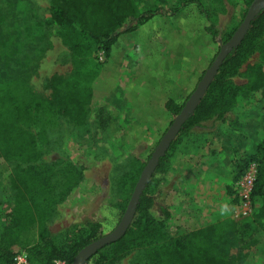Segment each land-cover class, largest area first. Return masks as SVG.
<instances>
[{
  "label": "trees",
  "instance_id": "obj_1",
  "mask_svg": "<svg viewBox=\"0 0 264 264\" xmlns=\"http://www.w3.org/2000/svg\"><path fill=\"white\" fill-rule=\"evenodd\" d=\"M176 2L168 7L139 10L133 0H49L51 18L58 25L61 42L69 50L72 68L68 75L54 74L49 78L48 97L32 94L25 79L26 71L34 63L27 45L45 43L43 32L35 31L33 25L28 24L18 28L17 37L9 43L0 38V160L11 165L9 188L13 201L7 213V224L0 232V264H12L15 256L12 247L33 227L37 228V242L23 250L29 264L36 259L39 264H54L55 260L72 264L76 254L101 235L104 226L97 221L59 240L46 228L60 201L83 180L82 171L66 158L43 159L44 148L49 144L48 131L59 119L81 125L90 113L97 127L106 126L115 111L103 98L121 77L126 79L132 115L124 136L126 144L138 141L154 124L151 87L154 78L160 77L168 92L162 99V110L170 117L180 114L195 88L187 95L181 93L182 100L178 99L176 91L188 71L184 49L179 50V47L187 43L179 42L172 33L173 28H181L189 44L198 43L202 38L201 44L211 48L213 58L204 67L199 81L220 47L216 45L218 31L213 17L202 1ZM242 2L247 7L254 6L257 12L241 41L228 50L195 109L187 114L179 136L204 126L206 121H221L240 94L261 90L264 97V0ZM194 26L199 29L190 31ZM129 47L139 48L142 56L134 69L122 71L121 57ZM96 51L102 53V60L95 55ZM237 78L244 82L235 83ZM258 147L264 151L263 143ZM167 158L168 150L159 157L139 194L125 234L91 255L86 264H114L130 251H140L143 264L243 263L245 254L232 255L230 251L246 238H249L246 246L255 243L252 233L258 225H264V159L256 168L250 193L253 207L250 216L240 221L225 216L164 239L170 213L160 206L162 217L159 219L151 208ZM144 166V162L135 160L130 170L115 181L118 197L107 206L119 211L116 223L126 209Z\"/></svg>",
  "mask_w": 264,
  "mask_h": 264
},
{
  "label": "rangeland",
  "instance_id": "obj_2",
  "mask_svg": "<svg viewBox=\"0 0 264 264\" xmlns=\"http://www.w3.org/2000/svg\"><path fill=\"white\" fill-rule=\"evenodd\" d=\"M201 1L213 17L218 31L216 45L221 47L230 33L241 24L250 7L242 0ZM168 4L177 2L170 0ZM0 19V38L5 43L14 40L17 37L16 30L28 24H32L35 31L43 32L45 43L27 45L34 63L26 71L25 79L32 94L48 97L49 78L54 74L68 75L72 68L69 50L61 42L57 34L58 25L51 18L49 0H0ZM194 28L199 29L194 26L190 31ZM172 33L179 42L187 43L179 47V50L184 49L183 58L188 70L176 91L181 101V93L187 95L196 88L198 78L213 54L208 44H201L202 38L198 43L189 44L181 28L174 27ZM141 53L137 47L127 48L121 57V70L134 69ZM95 55L102 60L101 52L96 51ZM161 80L160 77L154 78L151 86L154 91V124L148 133L133 144L124 141L126 128L132 120L125 77L119 78L116 86L103 98L115 111L106 126L97 127L90 113L81 125L59 119L57 125L48 131L49 144L44 148L43 159L66 158L83 174L80 184L60 201L46 223V228L56 240L67 234L71 237L73 231L96 221L104 226L98 236L100 238L110 233L119 222H115L119 211L107 206L118 197L115 185L117 177L130 170L135 160L146 165L175 119L162 110V99L168 92ZM243 82L242 78L235 79L237 84ZM172 143V147L167 149L166 169L160 174L151 208V212L159 219L162 217L160 206L170 213L164 239L177 237L214 219L227 216L240 221L251 215L253 207L250 195H244V190L241 192L239 182L249 169L256 172L259 161L264 159V151L258 147L264 144V97L261 90L240 94L221 121H206L204 126L193 128L186 135L177 134ZM10 172L11 165L0 160V232L7 224V213L13 204L9 188ZM36 229L33 227L23 233L12 247V252L23 251L36 243ZM252 237L255 243L246 246L249 239L246 238L230 254H245L242 264H264V225H258ZM143 261L140 251H130L114 264H143ZM31 263L39 264V260Z\"/></svg>",
  "mask_w": 264,
  "mask_h": 264
},
{
  "label": "water",
  "instance_id": "obj_3",
  "mask_svg": "<svg viewBox=\"0 0 264 264\" xmlns=\"http://www.w3.org/2000/svg\"><path fill=\"white\" fill-rule=\"evenodd\" d=\"M257 9L253 6L250 7L246 15L241 22V24L236 28L232 36L220 47L219 52L211 65L205 71L204 75L197 83L196 88L191 93L189 98L187 99L183 109L181 110L180 114L175 117L172 124L168 127L165 131L163 136L161 137L159 143L153 150L150 159L148 160L147 164L145 165L144 169L142 170L135 186L130 196L129 202L126 206V209L117 223L115 228L108 234L101 236L100 238L96 239L95 241L87 244L84 246L74 257L72 264H85L86 260L96 253L99 249L103 246L115 242L119 238H121L127 228L129 227L133 214H134V207L135 203L138 199L139 194L142 192L144 185L149 181L153 170L155 169L159 157L163 156L167 151L168 147L170 146L171 142L175 138V136L179 133L181 124L187 117L188 113H191L200 99L203 97L208 85L210 84L211 80L213 79L214 75L217 73L219 65L221 61L226 56L228 50L237 46V44L243 38L245 32L247 31L251 19L256 14Z\"/></svg>",
  "mask_w": 264,
  "mask_h": 264
},
{
  "label": "built area",
  "instance_id": "obj_4",
  "mask_svg": "<svg viewBox=\"0 0 264 264\" xmlns=\"http://www.w3.org/2000/svg\"><path fill=\"white\" fill-rule=\"evenodd\" d=\"M255 171H252V169H249L246 173L243 174V177L240 179L239 186L241 192L244 190V195H250L252 186H253V181L255 179ZM250 197V196H249ZM12 264H29L27 255L24 251H20L15 253V256L13 258ZM54 264H66L62 260H55Z\"/></svg>",
  "mask_w": 264,
  "mask_h": 264
},
{
  "label": "crops",
  "instance_id": "obj_5",
  "mask_svg": "<svg viewBox=\"0 0 264 264\" xmlns=\"http://www.w3.org/2000/svg\"><path fill=\"white\" fill-rule=\"evenodd\" d=\"M170 0H133L135 6L139 10H144L148 8H154L156 6H170L168 4Z\"/></svg>",
  "mask_w": 264,
  "mask_h": 264
}]
</instances>
